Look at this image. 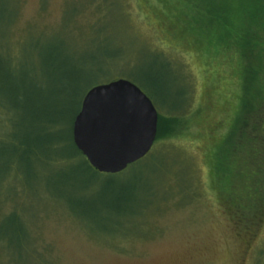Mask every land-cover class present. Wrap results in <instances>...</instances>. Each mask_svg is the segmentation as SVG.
Returning a JSON list of instances; mask_svg holds the SVG:
<instances>
[{
	"label": "rangeland",
	"instance_id": "374dc122",
	"mask_svg": "<svg viewBox=\"0 0 264 264\" xmlns=\"http://www.w3.org/2000/svg\"><path fill=\"white\" fill-rule=\"evenodd\" d=\"M185 3L0 0V64L15 85L24 83L21 93L46 90L52 60L85 72L65 98L69 110L56 132L67 140L51 161L15 172L0 159V264H264V201L257 215L230 211L208 164L239 110L238 55L206 44L201 55L185 40L196 33L182 18ZM99 23L105 31L97 38ZM150 76L157 92L145 83ZM114 79L134 83L158 114L185 116L174 136L154 142L153 162L137 181L83 169L67 138L87 90ZM19 115L0 113V140ZM112 184L138 186L137 203L121 216L96 214L91 198Z\"/></svg>",
	"mask_w": 264,
	"mask_h": 264
},
{
	"label": "trees",
	"instance_id": "16d2710c",
	"mask_svg": "<svg viewBox=\"0 0 264 264\" xmlns=\"http://www.w3.org/2000/svg\"><path fill=\"white\" fill-rule=\"evenodd\" d=\"M185 2L182 18L187 19L190 30L197 34L202 33V42H195L196 33L189 34L191 39L185 40L196 44L195 47L201 55L204 53L205 44L209 45L208 48H218L216 53L222 50L238 55L241 83L239 110L232 127L224 140L220 141L217 151H214L213 163L208 159V164L218 199L224 201L232 212L239 210L246 214L252 211L255 213L259 202L264 201L261 191L264 188V0ZM100 25L101 23L92 28L94 37L98 38L105 31L97 28ZM182 26L187 31L183 24ZM171 27V32L176 31L179 34L176 22H172ZM64 59L52 60L45 64L48 75L45 91L26 86L23 87V93L20 92V87L24 83L15 85L0 64V113L14 112L16 116L20 112L23 114V117L19 115L18 124L12 123L14 132L5 131V140H0V159L5 161V165L8 163L15 172L24 168L30 169L33 160L51 161L50 154L55 153V146L67 140L59 135L56 129L61 118L69 110L70 102L65 103V98L71 97L70 89L76 87L85 72L70 67ZM164 65L167 72H172L171 63L165 62ZM151 73L158 75L156 69ZM151 78L155 77H147L145 83L157 92ZM115 80L119 79L111 81ZM82 100L72 124L80 111ZM183 118V113L174 112L172 109L165 114H158L155 142L174 136ZM72 124L67 138L74 153L84 159L83 169L94 171L73 144ZM6 140L7 146L2 142ZM150 155L117 175H131L137 181L142 167L153 162ZM137 191L138 186L134 184L120 187L112 184L91 198L89 206L96 214L107 217L121 216L124 215L125 208L137 203Z\"/></svg>",
	"mask_w": 264,
	"mask_h": 264
},
{
	"label": "water",
	"instance_id": "95a60500",
	"mask_svg": "<svg viewBox=\"0 0 264 264\" xmlns=\"http://www.w3.org/2000/svg\"><path fill=\"white\" fill-rule=\"evenodd\" d=\"M151 100L125 79L90 88L72 124V141L96 172L115 175L145 158L157 134Z\"/></svg>",
	"mask_w": 264,
	"mask_h": 264
}]
</instances>
